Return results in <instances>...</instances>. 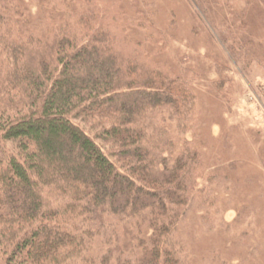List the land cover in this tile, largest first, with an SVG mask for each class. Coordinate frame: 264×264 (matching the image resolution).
<instances>
[{
    "label": "trees",
    "instance_id": "obj_1",
    "mask_svg": "<svg viewBox=\"0 0 264 264\" xmlns=\"http://www.w3.org/2000/svg\"><path fill=\"white\" fill-rule=\"evenodd\" d=\"M196 1L264 69V7ZM156 20L149 0H0V264H194L181 229L222 178L198 147L203 75Z\"/></svg>",
    "mask_w": 264,
    "mask_h": 264
},
{
    "label": "rangeland",
    "instance_id": "obj_2",
    "mask_svg": "<svg viewBox=\"0 0 264 264\" xmlns=\"http://www.w3.org/2000/svg\"><path fill=\"white\" fill-rule=\"evenodd\" d=\"M149 1L160 28L166 27L168 17L176 21L170 53L190 61L203 75L195 85L198 147L208 169L222 178L211 186L215 201L205 217L191 207L181 229L187 252L194 264H264V170L259 157L264 147V69L238 60L226 36L229 31L196 0ZM254 1L253 17L264 0L233 3L239 14L245 3L250 7ZM257 33L264 39V24ZM215 78L230 79L227 100L209 91Z\"/></svg>",
    "mask_w": 264,
    "mask_h": 264
}]
</instances>
